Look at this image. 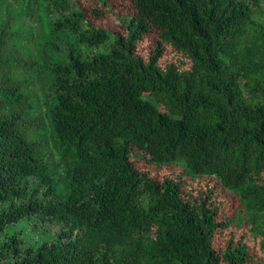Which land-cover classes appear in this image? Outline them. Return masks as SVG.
I'll use <instances>...</instances> for the list:
<instances>
[{
  "label": "trees",
  "instance_id": "trees-1",
  "mask_svg": "<svg viewBox=\"0 0 264 264\" xmlns=\"http://www.w3.org/2000/svg\"><path fill=\"white\" fill-rule=\"evenodd\" d=\"M0 264H264V0H0Z\"/></svg>",
  "mask_w": 264,
  "mask_h": 264
},
{
  "label": "rangeland",
  "instance_id": "rangeland-1",
  "mask_svg": "<svg viewBox=\"0 0 264 264\" xmlns=\"http://www.w3.org/2000/svg\"><path fill=\"white\" fill-rule=\"evenodd\" d=\"M75 1L78 3V0H75ZM113 8L115 9V10H113L114 13L112 14V16L108 17L106 20L101 21V25L102 26L107 27V28H112V27H115L116 26L114 17L116 16L115 13L117 12L116 9H118V6H116L114 4L113 5ZM26 20L33 25L34 30H37V22L33 18H27ZM32 45H33V42L31 40L28 41V46L31 48V50H33ZM33 80H34L33 87L35 88L36 92L38 94H40L41 93V90H40L39 86H40L41 82H38L36 80V78L34 77V75H33Z\"/></svg>",
  "mask_w": 264,
  "mask_h": 264
}]
</instances>
